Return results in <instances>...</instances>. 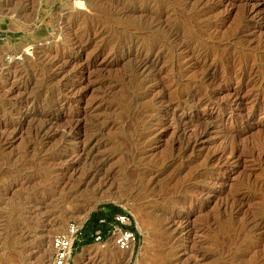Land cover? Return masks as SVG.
Segmentation results:
<instances>
[{
  "label": "rangeland",
  "instance_id": "1",
  "mask_svg": "<svg viewBox=\"0 0 264 264\" xmlns=\"http://www.w3.org/2000/svg\"><path fill=\"white\" fill-rule=\"evenodd\" d=\"M105 205L70 264H264V0H0V264Z\"/></svg>",
  "mask_w": 264,
  "mask_h": 264
},
{
  "label": "built area",
  "instance_id": "2",
  "mask_svg": "<svg viewBox=\"0 0 264 264\" xmlns=\"http://www.w3.org/2000/svg\"><path fill=\"white\" fill-rule=\"evenodd\" d=\"M98 228L91 234L93 243L103 245L109 239L111 244L120 251L133 249L137 234L132 231L131 219L126 211L115 214L111 221L99 220ZM82 228L77 223L70 222L65 231L53 236L50 243L51 254L46 264H70L75 244L80 241ZM103 228L106 229L105 236Z\"/></svg>",
  "mask_w": 264,
  "mask_h": 264
},
{
  "label": "trees",
  "instance_id": "3",
  "mask_svg": "<svg viewBox=\"0 0 264 264\" xmlns=\"http://www.w3.org/2000/svg\"><path fill=\"white\" fill-rule=\"evenodd\" d=\"M123 213V210L114 205H105L99 208L95 213H92L89 221L82 228V236L80 238L82 245H89L92 243L91 234L99 227L98 222L101 219H104L106 222L111 221L112 217L115 214ZM134 231L133 225L130 227ZM106 229L103 228V234L105 236ZM80 242V241H79ZM77 242V243H79ZM76 243V244H77ZM78 244L76 245V247Z\"/></svg>",
  "mask_w": 264,
  "mask_h": 264
},
{
  "label": "bare ground",
  "instance_id": "4",
  "mask_svg": "<svg viewBox=\"0 0 264 264\" xmlns=\"http://www.w3.org/2000/svg\"><path fill=\"white\" fill-rule=\"evenodd\" d=\"M92 203H94V202H92ZM120 251V250H119ZM130 251V250H129ZM44 258V253L43 252H41L40 253V255L38 256V260L40 261V260H42Z\"/></svg>",
  "mask_w": 264,
  "mask_h": 264
},
{
  "label": "water",
  "instance_id": "5",
  "mask_svg": "<svg viewBox=\"0 0 264 264\" xmlns=\"http://www.w3.org/2000/svg\"><path fill=\"white\" fill-rule=\"evenodd\" d=\"M92 212V211H91ZM91 212L89 213V215L91 214Z\"/></svg>",
  "mask_w": 264,
  "mask_h": 264
}]
</instances>
